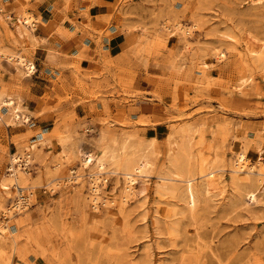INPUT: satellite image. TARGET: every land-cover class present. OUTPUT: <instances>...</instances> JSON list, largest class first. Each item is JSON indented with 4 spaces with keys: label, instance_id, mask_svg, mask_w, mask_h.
<instances>
[{
    "label": "rangeland",
    "instance_id": "374dc122",
    "mask_svg": "<svg viewBox=\"0 0 264 264\" xmlns=\"http://www.w3.org/2000/svg\"><path fill=\"white\" fill-rule=\"evenodd\" d=\"M93 6L108 12L91 16ZM25 11L38 19L29 27L18 21ZM15 22L19 34L54 26L50 38L76 40L82 30L99 43L117 28L129 44L114 61L100 54L93 71L79 67L80 53L54 50L53 87L38 99L52 124L30 122L29 112V122L13 121L14 109L0 104V182L10 157H20L15 176L2 181L7 192L0 186V226L17 243L12 251L2 238L0 264H264V160L255 161L264 159V50L251 53L264 41V0H0V46L23 47L35 63L38 52L13 41ZM18 73L0 59V91L24 109L35 74ZM71 91L84 95L77 98L88 115L74 113ZM102 132L125 154L147 149L152 172L137 179L135 195L119 162L91 190L96 171L82 168L77 153L100 147ZM239 153L249 161L236 173ZM71 168L78 180L65 184ZM186 178L198 192L193 207L181 197Z\"/></svg>",
    "mask_w": 264,
    "mask_h": 264
},
{
    "label": "bare ground",
    "instance_id": "6f19581e",
    "mask_svg": "<svg viewBox=\"0 0 264 264\" xmlns=\"http://www.w3.org/2000/svg\"><path fill=\"white\" fill-rule=\"evenodd\" d=\"M32 19H33L32 15L28 11H25L18 18V21H19L20 25H22L24 27H29L32 25ZM179 27L180 26H178V29H179ZM262 50H264V41L254 45L253 48L251 49V53H253V55L257 56V55H259L260 51H262ZM223 56H224V54L222 52L218 53L219 59H222ZM1 57L3 59H5V61L7 63L15 65L16 68L18 69V72L25 78L30 77L36 71V67L33 64V62L31 60L25 58L24 56L20 55L19 53H11V52L3 53L1 55ZM0 104L2 106L14 109L13 117H12L13 121L22 122V123L28 122V116L23 111L24 110L23 107H20V105H18V104H14L12 99L0 97ZM20 109H22V110L20 111ZM99 139H100V142L99 141L98 142L101 144L100 147H98V148H91L90 147L88 149H81L77 153L78 157L80 159V163H81L80 166L82 168H84V169H93L94 168L93 171H96V173L90 174V179H91V183H92L91 190L92 191L96 190V183L99 180V176H101L103 174L104 170H106L105 169L106 165L112 164V163L115 164V163L119 162L121 164L123 170H124L122 177H123V181L125 184V189L129 192L130 195H135V193H136V186L135 185H136L137 179L147 180L149 178L151 172H152L151 171L152 165H151V162L149 160V154L147 152V149H146V151H144L143 149H139L137 152H134V154H127V153L125 154L121 151V150L125 151V148L123 149V147H121V146H120V148H116V141L113 138L109 139L105 132H102L100 134ZM43 143H44L43 145L45 146L46 149L50 148V142L49 141H44ZM123 144H124V142L121 145H123ZM263 160L264 159H263V152H262V153L258 154L255 161L257 164L261 165ZM19 161H20V157L16 154H14L10 157V165L8 166V171L10 173L7 176H10V177L15 176L16 171L14 170L13 166H14V164L18 163ZM248 161H249L248 157H245L242 153H239L238 156L234 159V166L232 167L233 171L236 173L237 172L239 173V172L245 170L248 166ZM203 165H205V164H203ZM200 167L203 168V166H200ZM109 168H110V166H109ZM251 168H252V166H251ZM207 170H208L209 174H211V175L215 172L212 165H208ZM7 176L5 175L4 178L0 182V186H1L3 192H7L8 188H9L8 183L3 184V182H2V181L6 180L5 177H7ZM77 178H78V175H76V171L73 170V168H71L68 171L67 175L65 176L64 182H65V184L67 182L75 184L78 180ZM184 182H185V185H184V189H182L183 191L181 192V197L189 206L193 207L194 204L196 203L197 199H198V192L195 190L194 184L192 183L191 178H186ZM200 191H201L202 196L205 195L204 194L205 192L210 191V184L202 185V188ZM245 195H248L249 199H251V200L254 198V194H253V191L251 189H245ZM95 199L96 198L94 196H93V199H91V202H93L94 205H95ZM22 207H23V205L21 203V200H17L11 206V208L14 209L15 211L21 210ZM3 219H4V223H6V221L9 219V216L7 215L6 212L3 213ZM5 236H7L10 239L11 250L12 251L16 250V247H17L16 239L10 233L8 228L4 229L0 226V241H2V238H4Z\"/></svg>",
    "mask_w": 264,
    "mask_h": 264
},
{
    "label": "crops",
    "instance_id": "0c3cea01",
    "mask_svg": "<svg viewBox=\"0 0 264 264\" xmlns=\"http://www.w3.org/2000/svg\"><path fill=\"white\" fill-rule=\"evenodd\" d=\"M100 1L107 2V0H100ZM105 7L93 6L89 10V14L91 16L94 15L101 16L103 14H106L108 12V9H106ZM35 18L38 21L37 17ZM91 22L93 23V26H95L96 28L103 27L101 22L99 23L94 19H92ZM78 23L83 24V21L78 20ZM113 24L115 23L113 22ZM64 28H66L69 31V33L75 32L76 29L75 26H71L70 24H66ZM36 29H37V25L36 26L34 25L33 27L28 28L26 32L19 34L21 30L18 31L16 29V22H15L14 38H13V41L15 40L16 43H20V41H23L25 44L28 43L31 53L38 52L39 55L35 57V63L34 61H32L33 59L31 60L29 55L26 52H24V50L22 49L23 47L12 49L7 45L0 46V52L7 51L11 53H19L25 58L31 60L34 65L36 64L35 67H37L38 70L37 72L35 71L36 74L34 73L35 75H33V77H31L30 79L31 84L28 87L29 90L27 94L25 93L23 95L24 96L23 98L21 97L24 100L23 105L25 106L23 111L25 113L26 112L31 113V117H29L27 113L26 114L31 120L30 122H33L34 124H42V125L46 123L52 124L53 116L45 113L44 111L39 110V107L41 106L42 102L41 100L38 99L41 98L47 92V87L48 88L53 87L51 85L52 83H50L52 81V77H51L52 71L55 70L53 68V65L58 64V62L60 61V56L54 55V54H58V53H54L55 52L54 50L62 49L64 50L65 53L70 54L71 56H75L77 53H80L82 57L79 61V67L84 71H93L95 69V62H97L101 56L100 54H102L104 59H106L107 61L108 60L114 61L118 56H120L126 45L129 44V42L127 40V36H125L123 32L121 33L116 31L117 28L112 29L111 31L112 35L108 40L106 39L103 41L101 40L100 43L96 40L95 36L93 37L94 33L93 34L84 33L82 30H79L76 33L77 35L76 40L72 37L68 38L67 40H61L57 36L50 38L49 35L53 31L54 26L41 28L38 33L36 32ZM79 41L80 44L78 43ZM39 48H41L40 53H39ZM99 50H101L102 52L100 53ZM0 59H2L1 55H0ZM147 69L149 70V68ZM62 74L68 78L70 77L69 72L64 71L62 72ZM71 92L74 95L72 100L73 102L76 103L72 107L74 113L80 117L88 115L89 105L87 103L78 102L77 97L81 96L82 94L78 91H71ZM5 96L14 99L6 94ZM82 97H84V95H82ZM111 108L113 107L111 106ZM44 126L39 125V127H44ZM10 136L13 135L11 134ZM154 136L160 139L157 133V129H155ZM51 141H52L51 152H56L58 150L56 146L58 140L56 141V139L53 138L51 139ZM61 141L63 143V148L65 149L67 146V142L63 137Z\"/></svg>",
    "mask_w": 264,
    "mask_h": 264
},
{
    "label": "built area",
    "instance_id": "2783aa9c",
    "mask_svg": "<svg viewBox=\"0 0 264 264\" xmlns=\"http://www.w3.org/2000/svg\"><path fill=\"white\" fill-rule=\"evenodd\" d=\"M30 165V164H29ZM32 165V164H31Z\"/></svg>",
    "mask_w": 264,
    "mask_h": 264
}]
</instances>
